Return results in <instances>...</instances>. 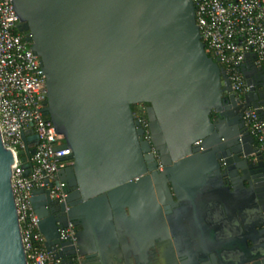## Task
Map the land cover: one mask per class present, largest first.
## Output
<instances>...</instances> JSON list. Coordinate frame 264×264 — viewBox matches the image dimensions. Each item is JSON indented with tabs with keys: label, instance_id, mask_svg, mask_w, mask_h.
I'll return each mask as SVG.
<instances>
[{
	"label": "water",
	"instance_id": "95a60500",
	"mask_svg": "<svg viewBox=\"0 0 264 264\" xmlns=\"http://www.w3.org/2000/svg\"><path fill=\"white\" fill-rule=\"evenodd\" d=\"M12 4L18 31L27 35L45 76L43 116L63 137L60 150H70L72 160L56 177L68 192L60 205L64 218L52 215L48 190L32 192L46 251L70 264L75 255L98 264H147L156 247V212L165 228L156 204L153 148L167 200L188 203L172 221L180 223L184 215L192 233L201 229L198 242L215 247L220 264H264L254 239L238 224L243 198L235 179L245 174L248 157L262 159L240 110L262 116L263 69L253 67L259 77L254 83L243 65L248 92L232 93L223 68L205 52L191 0ZM140 104L147 105L149 142L132 112ZM22 141L27 177L35 153L28 142L36 137ZM12 164L0 138V264H27ZM69 223L76 228L75 244L59 240Z\"/></svg>",
	"mask_w": 264,
	"mask_h": 264
},
{
	"label": "built area",
	"instance_id": "2783aa9c",
	"mask_svg": "<svg viewBox=\"0 0 264 264\" xmlns=\"http://www.w3.org/2000/svg\"><path fill=\"white\" fill-rule=\"evenodd\" d=\"M195 23L201 42L209 57L223 68L232 93L243 96L248 92L240 68L246 55L254 57L256 67L264 71V0H191ZM19 18L12 0H0V138L2 146L13 157L11 190L20 229L21 243L27 264H60L47 252L45 240L38 231L31 197L34 190H48L53 202L63 205L68 195L65 183L56 179L72 160L70 150H60L63 137L43 116L46 107L45 76L38 57L31 51L27 35L18 31ZM136 119V118H135ZM148 132L144 117L136 119ZM243 120L264 154V110L260 117L248 109ZM149 134V132H148ZM29 149H35L24 176L22 137ZM68 207H66V211ZM76 230L69 223L59 230L60 241L75 244Z\"/></svg>",
	"mask_w": 264,
	"mask_h": 264
},
{
	"label": "flooded vegetation",
	"instance_id": "af4514ba",
	"mask_svg": "<svg viewBox=\"0 0 264 264\" xmlns=\"http://www.w3.org/2000/svg\"><path fill=\"white\" fill-rule=\"evenodd\" d=\"M258 78L257 75V80ZM146 106L143 104L132 106V112L136 119L145 116ZM248 109L240 110L242 116ZM240 112L236 111L234 117ZM213 117L215 118V115ZM143 140L149 142L147 130L143 134ZM150 154L157 164L156 204L161 206L165 228L162 226L160 217L156 212V247L149 250L147 264H212L211 257H214L215 264H220L216 248H207L198 242V238L202 236L201 229L193 230V234L183 213L180 223L175 224L172 221L175 212L178 209H186L188 203L178 204L172 193L173 202L167 200L162 186L161 173L163 167L159 165L158 154L153 148H151ZM261 155L262 159L260 161L255 154L248 157L244 168L245 174L243 177L239 176L235 179L237 185L242 186L240 196L243 198L240 202L241 211L237 214L238 224L241 227H246L248 236L255 241L257 253L264 257V154L261 153ZM167 186L171 191L168 183ZM49 208L54 217L64 218L65 214L58 203L52 202ZM239 214H242V217ZM194 238L196 241L193 240ZM261 257L257 261H261L263 259ZM61 261L59 260L60 264H70L67 257H63L62 263ZM72 264H98V261L94 258L84 260L82 256L75 255L72 257Z\"/></svg>",
	"mask_w": 264,
	"mask_h": 264
},
{
	"label": "crops",
	"instance_id": "0c3cea01",
	"mask_svg": "<svg viewBox=\"0 0 264 264\" xmlns=\"http://www.w3.org/2000/svg\"><path fill=\"white\" fill-rule=\"evenodd\" d=\"M244 65L248 67V72L250 73V79L254 83H257L258 82L257 75H256L255 72L252 71L253 70V67H256L255 64H254V58L253 57H250V58L246 59V62H245ZM263 106H262V108H263Z\"/></svg>",
	"mask_w": 264,
	"mask_h": 264
},
{
	"label": "trees",
	"instance_id": "16d2710c",
	"mask_svg": "<svg viewBox=\"0 0 264 264\" xmlns=\"http://www.w3.org/2000/svg\"><path fill=\"white\" fill-rule=\"evenodd\" d=\"M208 56H210V55H208ZM144 118H146V116H144Z\"/></svg>",
	"mask_w": 264,
	"mask_h": 264
}]
</instances>
